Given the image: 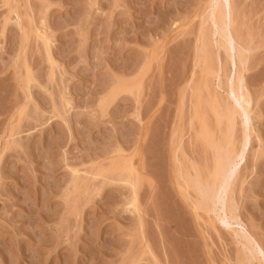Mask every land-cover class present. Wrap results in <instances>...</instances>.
Returning <instances> with one entry per match:
<instances>
[{"label": "rangeland", "instance_id": "374dc122", "mask_svg": "<svg viewBox=\"0 0 264 264\" xmlns=\"http://www.w3.org/2000/svg\"><path fill=\"white\" fill-rule=\"evenodd\" d=\"M214 2L0 0V264L264 263V0Z\"/></svg>", "mask_w": 264, "mask_h": 264}, {"label": "bare ground", "instance_id": "6f19581e", "mask_svg": "<svg viewBox=\"0 0 264 264\" xmlns=\"http://www.w3.org/2000/svg\"><path fill=\"white\" fill-rule=\"evenodd\" d=\"M226 2V0H225ZM228 3V2H227ZM226 3V5H227ZM227 7V6H226ZM219 9H221V3H220V0H215V2L213 3V6H212V14L213 15H218L219 13ZM221 12V10H220ZM230 15V14H229ZM228 18V17H227ZM226 22V21H224ZM231 19L229 21V24H231ZM227 23V22H226ZM228 25V24H227ZM224 29V28H223ZM228 30V28H227ZM229 34V33H228ZM229 36V35H228ZM231 38V37H230ZM228 45V44H227ZM230 45V44H229ZM231 49V48H230ZM233 51V49H232ZM239 77V76H238ZM237 77V78H238ZM240 78V77H239ZM237 79L238 81L240 79ZM236 80V81H237ZM240 82V81H239ZM238 83V82H237ZM242 83V82H241ZM243 84V83H242ZM245 84V83H244ZM243 84V85H244ZM243 85H241L240 83L238 84V86L236 85V83L234 82L232 85H231V92H238L239 94V97H240V100L247 105V108L248 106L250 105V100L251 98L249 96L246 95V93L244 92H241V90L244 88ZM243 87V88H242ZM232 92V93H233ZM237 94V93H236ZM234 97V96H233ZM238 97V96H237ZM239 100V101H240ZM238 101V102H239ZM237 102V101H235ZM234 102V103H235ZM237 102V103H238ZM242 104V103H241ZM239 106V104H237ZM245 105V106H246ZM241 108V106H239ZM236 108V107H235ZM238 109V108H237ZM233 110V108H232ZM231 110V111H232ZM234 112V111H233ZM233 112L231 114H233ZM238 112H240V109L238 110ZM237 112V113H238ZM232 116V115H231ZM234 116V114H233ZM236 116V115H235ZM234 116V117H235ZM233 118V117H232ZM234 120V119H233ZM245 121V120H244ZM247 122V121H246ZM245 124V123H244ZM249 133L250 131L248 130L247 126L245 127V139H244V143H243V150L242 151H237L236 153H234V155H230V153L228 154L227 151L222 155L221 154V158H220V162H219V172H220V184L219 186L217 187V191H216V194H215V197H213L212 195H210L209 193H207V190L206 188H203L204 192L202 193L203 196H204V199L207 201V203L209 204L211 210H216V208L218 207V203L222 202L223 203V200H222V196L223 194L227 193L228 190H229V187L232 186L231 185V176L233 175V170L234 168L231 166L233 165V163H235L238 159H242L243 155H244V152H245V148L248 144V139H249ZM212 143V142H211ZM227 150V149H226ZM233 151V150H232ZM231 151V152H232ZM218 166V165H217ZM234 166V165H233ZM217 169V170H218ZM231 169V170H230ZM232 173H231V172ZM218 173V172H217ZM218 176V174H217ZM231 179V180H230ZM192 182V181H191ZM197 183V182H196ZM198 184V183H197ZM218 184V183H217ZM195 187V186H194ZM206 187V186H205ZM201 188V187H200ZM232 191V190H231ZM199 192V191H198ZM230 192V191H229ZM201 193V192H200ZM203 198V197H202ZM222 200V201H221ZM202 201V200H201ZM206 204V203H205ZM222 205V207L219 209V210H222L223 213L220 215V212L218 213L220 215V218L221 219L220 221H227L228 223L230 222H234V223H240V217H239V214L237 212V205L235 204V202L231 199L230 202L227 204V206L223 204H220ZM208 206V205H207ZM209 206L207 208H209ZM204 207V206H203ZM219 208V207H218ZM218 212V211H217ZM234 231V230H232ZM235 235L240 237L241 240H240V243L242 244L243 246V249L245 251V256H244V259L242 260L241 264H264L262 262L259 261V252H258V249H259V246L255 240V238L249 233V232H244V231H241V230H238L236 229L234 231ZM260 251V249H259Z\"/></svg>", "mask_w": 264, "mask_h": 264}]
</instances>
